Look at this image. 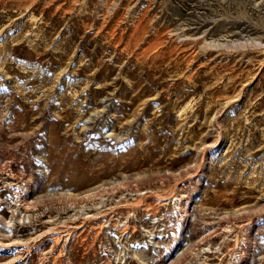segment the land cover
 I'll list each match as a JSON object with an SVG mask.
<instances>
[{"label": "rangeland", "instance_id": "rangeland-1", "mask_svg": "<svg viewBox=\"0 0 264 264\" xmlns=\"http://www.w3.org/2000/svg\"><path fill=\"white\" fill-rule=\"evenodd\" d=\"M0 264H264V0H0Z\"/></svg>", "mask_w": 264, "mask_h": 264}, {"label": "built area", "instance_id": "built-area-1", "mask_svg": "<svg viewBox=\"0 0 264 264\" xmlns=\"http://www.w3.org/2000/svg\"><path fill=\"white\" fill-rule=\"evenodd\" d=\"M162 228V227H161Z\"/></svg>", "mask_w": 264, "mask_h": 264}]
</instances>
